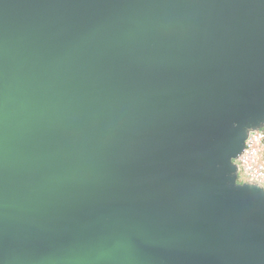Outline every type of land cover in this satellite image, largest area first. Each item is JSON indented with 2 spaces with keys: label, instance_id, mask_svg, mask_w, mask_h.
<instances>
[{
  "label": "water",
  "instance_id": "obj_1",
  "mask_svg": "<svg viewBox=\"0 0 264 264\" xmlns=\"http://www.w3.org/2000/svg\"><path fill=\"white\" fill-rule=\"evenodd\" d=\"M264 0H0V264H264Z\"/></svg>",
  "mask_w": 264,
  "mask_h": 264
},
{
  "label": "built area",
  "instance_id": "obj_2",
  "mask_svg": "<svg viewBox=\"0 0 264 264\" xmlns=\"http://www.w3.org/2000/svg\"><path fill=\"white\" fill-rule=\"evenodd\" d=\"M236 163L239 183L253 182L264 189V128L249 134L245 149Z\"/></svg>",
  "mask_w": 264,
  "mask_h": 264
}]
</instances>
